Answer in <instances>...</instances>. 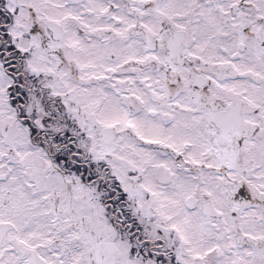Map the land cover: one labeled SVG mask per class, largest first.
<instances>
[{"label":"snow or ice","instance_id":"obj_1","mask_svg":"<svg viewBox=\"0 0 264 264\" xmlns=\"http://www.w3.org/2000/svg\"><path fill=\"white\" fill-rule=\"evenodd\" d=\"M0 264H264V0H0Z\"/></svg>","mask_w":264,"mask_h":264}]
</instances>
